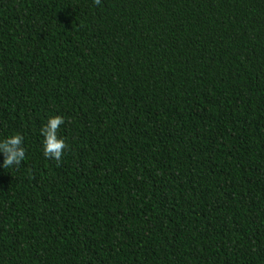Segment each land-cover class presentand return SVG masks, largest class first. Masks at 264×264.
I'll return each instance as SVG.
<instances>
[{
  "label": "trees",
  "instance_id": "trees-1",
  "mask_svg": "<svg viewBox=\"0 0 264 264\" xmlns=\"http://www.w3.org/2000/svg\"><path fill=\"white\" fill-rule=\"evenodd\" d=\"M16 133L0 264H264V0H0Z\"/></svg>",
  "mask_w": 264,
  "mask_h": 264
},
{
  "label": "clouds",
  "instance_id": "clouds-1",
  "mask_svg": "<svg viewBox=\"0 0 264 264\" xmlns=\"http://www.w3.org/2000/svg\"><path fill=\"white\" fill-rule=\"evenodd\" d=\"M97 6L101 4V0H93ZM65 124V119L60 115L51 116L44 124L40 133L43 137L42 151L46 159L54 160L57 165L62 161L64 151L69 145L65 139L58 137L57 133L61 125ZM24 145V137L20 133L11 135L0 141V153H3V167L10 168L19 166L26 158V149Z\"/></svg>",
  "mask_w": 264,
  "mask_h": 264
}]
</instances>
